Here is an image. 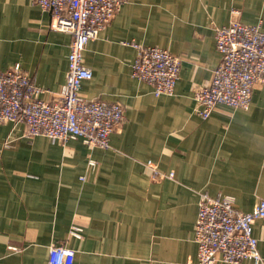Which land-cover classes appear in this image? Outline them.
<instances>
[{
  "label": "crops",
  "instance_id": "obj_1",
  "mask_svg": "<svg viewBox=\"0 0 264 264\" xmlns=\"http://www.w3.org/2000/svg\"><path fill=\"white\" fill-rule=\"evenodd\" d=\"M233 20L264 30V0H128L121 7L84 51L93 76L81 94L124 107L110 148L30 137L22 122L0 125V264H49L52 245L73 249L75 264H196L201 193L231 195L244 212L264 199V80L249 109L220 104L203 118L194 98L221 61L215 27ZM51 23L32 0H0V70L20 63L49 101L66 81L72 41ZM128 41L181 57L173 95L156 96L133 77L137 49ZM148 162L173 177H155ZM254 235L264 257V219Z\"/></svg>",
  "mask_w": 264,
  "mask_h": 264
},
{
  "label": "built area",
  "instance_id": "obj_2",
  "mask_svg": "<svg viewBox=\"0 0 264 264\" xmlns=\"http://www.w3.org/2000/svg\"><path fill=\"white\" fill-rule=\"evenodd\" d=\"M52 15L51 27L72 34L66 81L57 99L46 100L47 91L24 72L20 63L0 70V125L24 123L30 137L47 136L66 141L81 138L91 147L110 148L111 134L125 118L120 102L88 98L81 94L83 82L93 73L84 63L89 41L96 39L128 0H32ZM216 47L221 61L209 83L194 91L197 111L210 116L217 105L249 109L257 83L264 80V30L261 23L233 20L215 27ZM125 44L137 49L132 75L150 84L156 96L173 95L180 78L182 59L168 49L135 41ZM96 162L90 161V166ZM155 177H173L148 162ZM84 178V176H83ZM264 219V199L252 211H241L231 195L200 194L194 240L198 245L196 264L245 259L264 264L254 235V224ZM72 234L81 236L74 227ZM49 264H75V251L65 245L50 247Z\"/></svg>",
  "mask_w": 264,
  "mask_h": 264
}]
</instances>
